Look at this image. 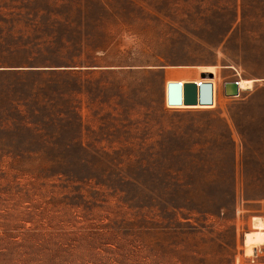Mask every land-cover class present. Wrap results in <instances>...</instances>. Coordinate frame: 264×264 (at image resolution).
<instances>
[{"label": "rangeland", "instance_id": "1", "mask_svg": "<svg viewBox=\"0 0 264 264\" xmlns=\"http://www.w3.org/2000/svg\"><path fill=\"white\" fill-rule=\"evenodd\" d=\"M7 2L0 264H264V0Z\"/></svg>", "mask_w": 264, "mask_h": 264}, {"label": "water", "instance_id": "2", "mask_svg": "<svg viewBox=\"0 0 264 264\" xmlns=\"http://www.w3.org/2000/svg\"><path fill=\"white\" fill-rule=\"evenodd\" d=\"M204 78H212L213 74H203ZM225 94L227 96H239L240 87L238 81L225 84ZM168 104L171 106H210L214 104V86L212 83H169L168 84Z\"/></svg>", "mask_w": 264, "mask_h": 264}, {"label": "trees", "instance_id": "3", "mask_svg": "<svg viewBox=\"0 0 264 264\" xmlns=\"http://www.w3.org/2000/svg\"><path fill=\"white\" fill-rule=\"evenodd\" d=\"M28 10H30L29 7H12L7 0H0V63H2L3 60H6V58H12V57H6L7 54L6 51L4 52V49L7 48V41L8 39L12 38L10 35L11 31H15L17 29L18 24L23 22V19L25 16H29L31 13H28ZM10 26V27H9ZM12 27V28H11ZM18 33L22 34V30H19ZM24 35V34H23ZM23 37V36H21ZM35 57L31 55L27 56H21V57H14L15 62H19L22 64H26L32 61H35L37 59H34ZM53 71V70H52ZM88 71V70H87ZM78 72H82V70H79ZM38 73V75H42V72H35ZM70 73V72H66ZM0 128H3V125H0Z\"/></svg>", "mask_w": 264, "mask_h": 264}, {"label": "bare ground", "instance_id": "4", "mask_svg": "<svg viewBox=\"0 0 264 264\" xmlns=\"http://www.w3.org/2000/svg\"><path fill=\"white\" fill-rule=\"evenodd\" d=\"M203 74H212V73H203ZM238 82H239L240 91L252 89L254 85L253 80L241 79ZM244 244L247 250H251L255 247L264 245V237L261 235V231L252 230V231L246 232L245 238H244Z\"/></svg>", "mask_w": 264, "mask_h": 264}]
</instances>
